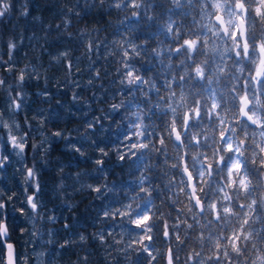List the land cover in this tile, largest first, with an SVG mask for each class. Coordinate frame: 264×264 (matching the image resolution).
Instances as JSON below:
<instances>
[{
  "label": "clouds",
  "instance_id": "clouds-1",
  "mask_svg": "<svg viewBox=\"0 0 264 264\" xmlns=\"http://www.w3.org/2000/svg\"><path fill=\"white\" fill-rule=\"evenodd\" d=\"M0 264H264V0H0Z\"/></svg>",
  "mask_w": 264,
  "mask_h": 264
}]
</instances>
